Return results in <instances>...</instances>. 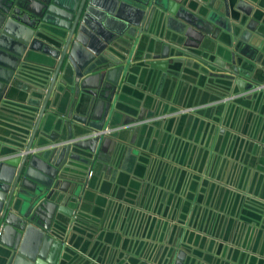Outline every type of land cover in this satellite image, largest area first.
I'll return each mask as SVG.
<instances>
[{"label":"water","instance_id":"95a60500","mask_svg":"<svg viewBox=\"0 0 264 264\" xmlns=\"http://www.w3.org/2000/svg\"><path fill=\"white\" fill-rule=\"evenodd\" d=\"M195 1L0 0V124L5 118L21 116L17 122L19 134L14 135L19 142L0 141V264H17L20 256H25L29 264H56L61 255L72 254L63 242L73 211L82 208L86 175H90L96 159L101 160L99 152H105L113 138L119 139V132H115L30 152L33 143L43 146L47 126L53 124L59 129L51 139L56 142L105 125L134 121V116L125 113H133L138 120L156 115L142 114V106L129 99L134 92L127 89V84L137 79L144 66L170 71L185 82L189 76L198 77L196 91L202 96L215 91L218 83L236 94L264 82V77L252 73L256 67L241 57L244 52L236 40H243L244 35H238L236 28L244 25L243 16L240 19L232 14L229 0H220L226 8L219 15L195 8ZM240 2L237 8L243 11ZM245 12L249 14L248 9ZM251 21L248 29L257 22L264 24L262 18L254 16ZM168 29L174 33L169 34ZM216 32L218 39L222 32L228 34L222 52L219 47L215 49L222 58H198V53L189 49L200 44L202 49L208 48L203 39L207 35L214 38ZM258 32L264 36L261 30ZM256 62L262 64L261 60ZM23 86H32L28 94L32 100L22 105L14 92ZM262 93L255 91L230 101L260 98ZM218 97H202V102H214ZM189 105L193 104H185ZM213 106L197 113L207 114ZM18 108L25 111L20 114ZM146 122L134 129L141 133L162 124L161 120ZM22 149L25 152L20 155ZM172 160L181 161L175 156ZM38 161L43 162L40 174L33 171ZM200 168L193 169L202 172ZM186 175L190 190L196 181L202 186L208 183L195 172ZM33 233L41 243L27 256L22 246ZM173 245L170 255L175 263L195 254L183 244Z\"/></svg>","mask_w":264,"mask_h":264},{"label":"crops","instance_id":"0c3cea01","mask_svg":"<svg viewBox=\"0 0 264 264\" xmlns=\"http://www.w3.org/2000/svg\"><path fill=\"white\" fill-rule=\"evenodd\" d=\"M195 2V8L217 15L224 14L226 8L220 0ZM228 2L232 14L240 19L243 16L245 21L240 30L236 28L238 35H244L243 40H236L244 52L241 57L256 67L252 73L263 78L264 36L258 31L264 34V24L252 23L251 29L246 26L253 16L264 21V0H242L243 11L237 8L239 0ZM168 32L174 33L171 29ZM217 34L203 39L208 48L202 49L200 44L189 49L198 53V58H222L215 49L219 47L222 52L228 34L222 32L219 39ZM208 49L213 51L208 53ZM170 52L171 56L173 49ZM189 78L185 82L170 71L144 66L137 79L127 84L134 92L129 99L142 106V114L175 112L189 103L204 105L201 110L214 106L204 115L196 111L186 113L187 118H181L185 114L172 116L178 117L176 120L164 118L161 125L141 133L134 129L137 125L117 131L119 139L113 138L106 151L99 152L101 160L96 159L90 175H86L82 208L72 213L63 242L72 254L61 255L56 264H264V93L260 98L222 103L220 99L232 89L226 91L218 83L215 91L202 96L196 91L198 77ZM30 87L14 92L18 103L32 100ZM217 94L220 97L216 101L202 102V97ZM125 114L138 120L133 113ZM19 121L20 115L2 120L1 142H19L14 137ZM58 130L53 124L46 127L43 146L52 143ZM174 156L181 161H173ZM41 164L38 161L33 168L36 174L42 173ZM199 165L202 172L193 169ZM189 171L208 183L202 186L196 181L190 190ZM205 171L209 175L204 176ZM174 242L195 254L175 263L170 255ZM24 243V255L28 256L41 240L33 233ZM17 264L29 261L20 256Z\"/></svg>","mask_w":264,"mask_h":264},{"label":"built area","instance_id":"2783aa9c","mask_svg":"<svg viewBox=\"0 0 264 264\" xmlns=\"http://www.w3.org/2000/svg\"><path fill=\"white\" fill-rule=\"evenodd\" d=\"M261 90H264V82L256 83L253 88H251V89H249L247 91H243V92H240V93L227 95V96L221 98L220 101L221 102H227V101L233 100V99H235L237 97H241V96H243L245 94H249V93H252V92H255V91H261ZM203 106L204 105L180 107L175 112L163 113V114H159V115H156L154 117L148 118L146 120H135L133 122H130V123H127V124H121V125H118V126L105 125L99 130H92V131H90L88 133H85L83 135L74 136V137H72L70 139L59 140V141L52 142L51 144H47V145H44V146L31 147L29 151L34 153V152L42 151V150H45V149L57 147V146H60V145L62 146V145H65L67 143H72L73 141H77V140H80V139L93 137V136H98L100 138L101 137H105V136H108V135H110V134H112L114 132H117V131L121 130V129L134 127L137 124H140V123L145 122V121H149L150 122V121L156 120V119L162 120L164 118L172 117L174 115H180V114H186V113H190V112H196L197 110L203 108ZM23 152H25V151L22 149L19 152V154L21 155Z\"/></svg>","mask_w":264,"mask_h":264}]
</instances>
